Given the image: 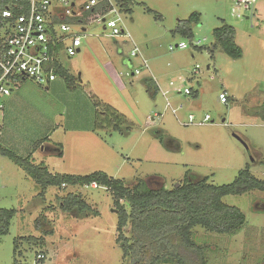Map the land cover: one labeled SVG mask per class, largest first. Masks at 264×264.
Listing matches in <instances>:
<instances>
[{
    "label": "rangeland",
    "instance_id": "374dc122",
    "mask_svg": "<svg viewBox=\"0 0 264 264\" xmlns=\"http://www.w3.org/2000/svg\"><path fill=\"white\" fill-rule=\"evenodd\" d=\"M131 1L130 12H121L130 38L108 37L90 25L80 52L58 57L69 84L58 74L48 90L25 81L12 93L0 148L30 157L53 175L103 172L128 188L143 180L171 190L186 177L228 185L244 169L264 182V119L258 113L264 104V0H256L251 11L237 0ZM58 4L68 13L61 0ZM194 12L201 22L191 27L192 39L175 33L179 21ZM222 23L234 28L240 59L214 48L213 30ZM181 43L185 49H169ZM135 48L137 56L131 57ZM135 70L140 73L126 76ZM149 80L157 86L153 97ZM222 92L226 104L218 101ZM109 107L125 119L118 129L97 125ZM190 115L194 120L188 124ZM59 147L62 160L49 150ZM67 194L80 196L90 210L64 212ZM221 201L239 209L245 224L232 235L193 228L205 264H264V193L251 190ZM0 209L15 211L8 233L0 236V264H34L38 255L43 264H129L116 242L118 217L104 187L42 189L0 152ZM41 221L46 225H38ZM48 229L52 235L45 236ZM123 235L131 236L130 223Z\"/></svg>",
    "mask_w": 264,
    "mask_h": 264
},
{
    "label": "trees",
    "instance_id": "16d2710c",
    "mask_svg": "<svg viewBox=\"0 0 264 264\" xmlns=\"http://www.w3.org/2000/svg\"><path fill=\"white\" fill-rule=\"evenodd\" d=\"M120 12L131 10V0H113ZM66 23H74L73 18ZM200 14L192 13L188 19L179 21L175 33L192 39L191 27L200 24ZM215 46L233 60L242 57V51L235 43V30L232 26L222 23L213 30ZM57 75L65 78L69 84L70 76L58 64ZM147 91L155 96L157 86L153 80L146 82ZM197 93V92H196ZM193 98L194 94L192 93ZM106 117H99L105 127L119 128L124 123L123 116L112 108H107ZM264 119V104L258 112ZM100 115V114H99ZM128 129V128H127ZM126 132V130L124 131ZM61 157L60 147L55 150ZM0 152L13 160L39 185L47 187L89 186L104 187L113 198L115 212L118 217L116 242L121 246L124 257L129 264H205L203 253L192 240L191 231L195 227L219 235H232L244 226L245 216L237 208L222 203L228 195H240L251 190L264 193V182L253 177L248 169L241 170L235 180L228 185L214 186L208 183L207 177L185 178L183 182L171 190L164 185L150 187L145 181L139 180L132 188H128L121 180L109 177L103 172H93L87 176L52 175L42 165H34L30 157L21 159L6 149ZM61 208L64 212H85L90 208L80 196L67 194ZM15 211L0 209V236L9 231L10 221ZM78 217V216H77ZM130 223L131 236L123 235V230ZM46 225L39 222L38 225ZM45 236L52 235V229L43 230ZM28 242L30 239H26ZM32 240V239H31ZM44 241L41 243L43 245ZM15 264H19L15 261ZM34 264H43L36 259Z\"/></svg>",
    "mask_w": 264,
    "mask_h": 264
},
{
    "label": "built area",
    "instance_id": "2783aa9c",
    "mask_svg": "<svg viewBox=\"0 0 264 264\" xmlns=\"http://www.w3.org/2000/svg\"><path fill=\"white\" fill-rule=\"evenodd\" d=\"M61 3L69 8L66 10L68 13L59 6L58 0H0V138L6 98L25 81H32L48 90L50 83L57 78L58 57L65 54L71 58L80 52L81 36L87 35L86 27L96 25L108 37L130 38L123 29L121 12L111 0H73L71 3L61 0ZM255 3L256 0H237V5L244 11H251ZM71 18L74 23L65 22ZM73 26L78 27L77 32L72 30ZM200 43H194L195 47ZM185 48L181 43L169 49ZM130 55L136 57L137 49H133ZM141 65L148 68L145 59ZM139 73L135 70L126 76L133 77ZM177 91L185 96L192 95L188 88L182 92L178 88ZM218 101L227 103L226 92L219 94ZM170 106L167 100V107ZM193 120L190 115L188 124ZM208 120V116L203 119L204 122ZM42 258L41 255L36 257L38 260Z\"/></svg>",
    "mask_w": 264,
    "mask_h": 264
},
{
    "label": "crops",
    "instance_id": "0c3cea01",
    "mask_svg": "<svg viewBox=\"0 0 264 264\" xmlns=\"http://www.w3.org/2000/svg\"><path fill=\"white\" fill-rule=\"evenodd\" d=\"M48 89H49V87H48ZM14 93V92H13ZM12 95V94H11ZM11 95L8 97V102H6V104H5V117H4V127H5V120H7L8 119V117L10 118L11 116H12V111L10 110V107H8L9 106V104H11L12 103V99H10L11 98ZM9 103V104H8ZM13 120V119H12ZM4 127H3V134H2V136H1V138H0V141L2 140V139H4L3 137H4V135H6V127H5V129H4ZM55 133V131H53V133H52V135ZM51 135V136H52ZM6 139V138H5ZM48 139V138H47ZM50 140V139H49ZM51 141V140H50ZM54 143H56V142H54ZM61 145L63 146V144L61 143ZM41 150H42V148H41ZM50 151H54V150H56V149H49ZM60 160H62L63 159V154L61 155V157H58ZM49 172V171H48ZM51 174V173H50ZM53 175V174H52ZM43 245H44V243H43ZM42 245V246H43ZM47 249V248H46Z\"/></svg>",
    "mask_w": 264,
    "mask_h": 264
},
{
    "label": "water",
    "instance_id": "95a60500",
    "mask_svg": "<svg viewBox=\"0 0 264 264\" xmlns=\"http://www.w3.org/2000/svg\"><path fill=\"white\" fill-rule=\"evenodd\" d=\"M178 186H179V185H178V184H176V185H175V188H177Z\"/></svg>",
    "mask_w": 264,
    "mask_h": 264
}]
</instances>
